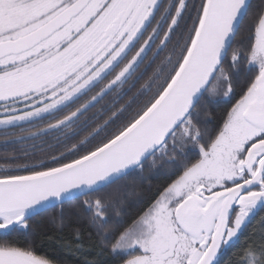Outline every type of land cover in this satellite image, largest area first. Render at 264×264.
Here are the masks:
<instances>
[{
    "label": "snow or ice",
    "instance_id": "snow-or-ice-1",
    "mask_svg": "<svg viewBox=\"0 0 264 264\" xmlns=\"http://www.w3.org/2000/svg\"><path fill=\"white\" fill-rule=\"evenodd\" d=\"M0 136V264H55L19 237L72 200L83 264H264V0H0ZM146 166L130 216L105 190Z\"/></svg>",
    "mask_w": 264,
    "mask_h": 264
},
{
    "label": "trees",
    "instance_id": "trees-1",
    "mask_svg": "<svg viewBox=\"0 0 264 264\" xmlns=\"http://www.w3.org/2000/svg\"><path fill=\"white\" fill-rule=\"evenodd\" d=\"M260 3V0H253L252 5L255 9ZM171 47V46H169ZM168 50L166 49L165 52ZM165 53H162L163 57ZM238 98V97H237ZM227 105L223 104H208L209 112L213 114V119L207 125L209 129L216 128L222 123L224 114L227 110ZM19 132V130H17ZM49 139V138H45ZM36 144L40 147L36 149L39 155H46V152L41 151L43 144L41 141H27L23 144H10L7 146L9 152L15 150L18 154L24 150L32 151V145ZM5 146L3 137L0 136V155H3ZM168 182L165 175V170L152 169L146 166L142 176L136 173L130 174L127 178L118 181L110 188L105 190V193L118 195L127 211L128 215H135L148 202L149 198L161 189ZM62 215V221H61ZM260 215L264 216V213ZM259 216L252 221L245 233L241 235L239 241H235L233 252L238 250L249 237L258 239V236H253V232L258 231ZM32 225L29 232L19 237L21 242L25 240L31 242L38 254L46 255L52 259L55 264H83L85 257L79 253L69 252L66 245L73 242L77 230L80 233L82 244L86 249L88 246L97 242V237L90 228L87 217H85L79 207V202L74 200L66 204L60 205L52 210H49L30 221ZM91 233V235H90ZM89 259L95 258V254L99 248L90 250ZM231 254V253H230ZM101 264H120L118 257L110 254L99 257Z\"/></svg>",
    "mask_w": 264,
    "mask_h": 264
},
{
    "label": "water",
    "instance_id": "water-1",
    "mask_svg": "<svg viewBox=\"0 0 264 264\" xmlns=\"http://www.w3.org/2000/svg\"><path fill=\"white\" fill-rule=\"evenodd\" d=\"M252 2H253V0H250V3L252 4ZM72 201H74V200H72ZM68 202H71V201H68ZM68 202H65L64 204H66V203H68ZM58 206H60V205H55V206H50L47 210H45L43 213H45V212H47V211H49V210H52V209H54V208H56V207H58ZM42 213V214H43ZM35 217H37V216H35ZM34 217V218H35Z\"/></svg>",
    "mask_w": 264,
    "mask_h": 264
},
{
    "label": "rangeland",
    "instance_id": "rangeland-1",
    "mask_svg": "<svg viewBox=\"0 0 264 264\" xmlns=\"http://www.w3.org/2000/svg\"><path fill=\"white\" fill-rule=\"evenodd\" d=\"M235 242V241H234Z\"/></svg>",
    "mask_w": 264,
    "mask_h": 264
}]
</instances>
